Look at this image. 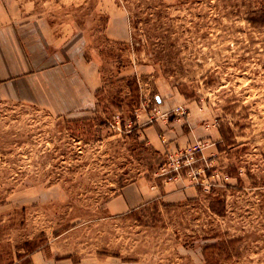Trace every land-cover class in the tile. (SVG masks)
<instances>
[{"label":"rangeland","instance_id":"rangeland-1","mask_svg":"<svg viewBox=\"0 0 264 264\" xmlns=\"http://www.w3.org/2000/svg\"><path fill=\"white\" fill-rule=\"evenodd\" d=\"M12 1L100 81L67 111L0 96V263L264 264V0ZM138 178L156 196L107 213Z\"/></svg>","mask_w":264,"mask_h":264},{"label":"crops","instance_id":"crops-1","mask_svg":"<svg viewBox=\"0 0 264 264\" xmlns=\"http://www.w3.org/2000/svg\"><path fill=\"white\" fill-rule=\"evenodd\" d=\"M14 6L12 0H0V96L29 97L37 94L60 111L82 104L99 85L100 78L95 68L97 63L94 60V63H85L83 49L78 48L76 50L79 52H75V46L68 49L65 44L57 45L51 40L50 33L44 30L41 19H18V14L12 10ZM118 37L124 39L123 34ZM10 76L13 77L5 80ZM72 76L77 77V80ZM49 77L54 78L53 82ZM73 83H82L83 87H74ZM56 92L59 94L55 95ZM151 121L143 128L148 142L155 149H160L164 144L172 146L176 139L166 143L163 135L156 132L155 125L159 126L160 123L157 120L155 123ZM177 131L168 127V133L175 134ZM164 190L169 195L176 189ZM158 192V188L150 181L138 178L123 184L106 201L105 209L109 214L124 213L143 205ZM19 252L20 249L17 250ZM29 256L31 264H58L53 256L40 249ZM13 260L12 264H17L15 253Z\"/></svg>","mask_w":264,"mask_h":264},{"label":"trees","instance_id":"trees-1","mask_svg":"<svg viewBox=\"0 0 264 264\" xmlns=\"http://www.w3.org/2000/svg\"><path fill=\"white\" fill-rule=\"evenodd\" d=\"M237 240H239V239L235 238V239H231L230 241H237ZM21 248H23L25 250V253H31L35 250H38L39 246H37L34 243V241L33 242L32 241H26L25 243H23V245H21ZM22 256H23V253H21V252L16 253V257L18 260L21 259ZM12 263H13V258L11 257V259L5 264H12ZM0 264H2V263H0ZM19 264H31V260L29 258H27L24 262H19Z\"/></svg>","mask_w":264,"mask_h":264}]
</instances>
